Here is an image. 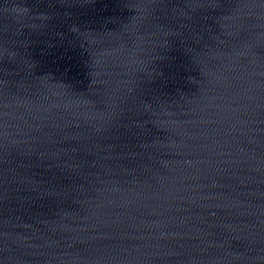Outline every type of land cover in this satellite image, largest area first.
Segmentation results:
<instances>
[{"label":"water","instance_id":"water-1","mask_svg":"<svg viewBox=\"0 0 264 264\" xmlns=\"http://www.w3.org/2000/svg\"><path fill=\"white\" fill-rule=\"evenodd\" d=\"M0 264H264V0H0Z\"/></svg>","mask_w":264,"mask_h":264}]
</instances>
